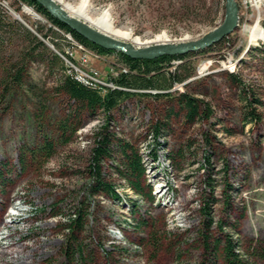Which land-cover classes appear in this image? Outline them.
<instances>
[{
	"label": "rangeland",
	"instance_id": "374dc122",
	"mask_svg": "<svg viewBox=\"0 0 264 264\" xmlns=\"http://www.w3.org/2000/svg\"><path fill=\"white\" fill-rule=\"evenodd\" d=\"M1 1L10 18L17 15L24 24L18 21L34 32L35 25H50L32 6L17 0ZM80 1L57 3L63 6ZM87 1L94 11L108 9L115 27L149 41L141 47L155 45L151 40L161 33L170 42L200 38L223 22L226 2ZM236 3L238 25L233 32L203 52L174 61L175 65L183 62L181 69L194 73L168 91L172 96L185 92L200 98L210 109L208 118L186 121L174 97L166 96H136L112 113L109 130L133 143L139 152L150 149L151 125L157 120L166 123L167 133L159 137L163 144L155 149L156 159L149 152L143 155L152 200L136 195L111 168L106 174L121 198L89 194L86 166L92 131L105 123L104 115L84 116L75 134L64 141L70 133L64 136L59 125L72 101L56 91V78L38 63H29L23 85L8 80L6 70L26 42L5 37L0 46V170L8 182L0 184V221L6 223L0 230V264H224L219 253L203 249L201 230L222 239L230 236L246 264H264V56L257 49L264 43V0ZM255 25L261 31L250 43L244 28ZM63 36L56 46L49 39L43 42L63 59L66 73L85 71L97 82L107 83L93 74V68L106 76L111 68L120 69L122 63L113 55L92 50L100 57L91 56L90 49L67 34ZM74 42L86 49V62L81 61L85 51L73 46ZM71 56L76 63H71L73 67L67 63ZM249 111L255 114L254 121H246ZM46 140L52 143V155L32 159L29 150L41 147ZM179 150L183 158L176 159L181 160L177 167L168 154ZM205 204L212 220L208 232L202 222ZM80 205L87 213L85 227L74 237L84 245L85 253L71 260L74 244L70 240L66 254L65 221L58 214ZM152 238L157 245L152 244Z\"/></svg>",
	"mask_w": 264,
	"mask_h": 264
},
{
	"label": "trees",
	"instance_id": "16d2710c",
	"mask_svg": "<svg viewBox=\"0 0 264 264\" xmlns=\"http://www.w3.org/2000/svg\"><path fill=\"white\" fill-rule=\"evenodd\" d=\"M18 3H25L32 6L39 14L44 16L48 22V26L37 27L35 25L34 30H31L24 26L16 19L10 18L8 13L4 10V6L0 3V46L3 45L5 37H17V39L26 42L22 50L19 51L17 59L12 62L6 72V77L13 84L18 86L23 85V80L28 72L29 63H38L45 66L49 74L56 78L55 89L59 93L67 97L69 101V111L65 114L64 119L60 123L59 127L62 130V134L65 136L67 132L70 136H65L64 141H68L70 137L75 134L77 129L81 126L84 119L83 117H95L101 112L104 115L105 123L99 128L92 131V148L90 150L86 172L89 178L86 189L89 190L91 196L102 195L111 200H119V196L115 184L108 178L106 174L110 169L125 180V186L129 187L136 195L145 197L152 200V186L146 182L145 179V165L143 162V155L149 152V156L156 159V147L163 143L159 140V137L164 133H167L164 129L166 123L163 121H156L150 127V134L148 135L152 143L149 151L139 152L133 143L118 137L114 132L109 130V122L112 120V113L117 110H121L122 105L128 99L139 96H149L158 98L166 96L169 99L174 97L176 103L185 112V120L193 122L197 119L208 118L210 116V109L208 105L200 98L189 95L185 92H180L176 96H172V93L168 91L172 88L173 84L181 83L190 77L194 72L193 70L181 69L183 62L175 65L174 61L184 60L195 53H188L184 55H168L164 54L152 59L131 58L121 52L106 49L94 44L70 30L69 27L61 23L58 19L53 18L50 14L34 0H17ZM264 27V21H263ZM64 34H67L73 38L77 43L82 46L94 50L101 55H113L117 58L123 66L127 68L126 72H119L117 76L110 77L113 82V88H91L78 80H76L71 74L66 73V67L63 59L58 53L52 52L49 47L43 42L44 39H49L51 43L56 46L60 40L64 38ZM43 38H40V36ZM264 36V30L262 28V39ZM63 41V40H62ZM221 42V41H220ZM216 42L214 45L219 44ZM209 49V48H208ZM259 52L264 56V43L261 48H257ZM63 53V50H58ZM203 50L199 52H203ZM174 67L173 69H170ZM114 68V67H113ZM233 81L237 85H240L239 80L231 73ZM101 90L105 91L101 93ZM147 90H155L153 93ZM168 117V116H167ZM170 117V116H169ZM247 122L254 121L256 119L255 114L252 111L247 112L245 117ZM53 146L49 141L33 150H29L32 159L38 155H44L45 159H48L52 155ZM144 153V154H143ZM183 151L179 150L175 153L168 154L169 161L175 163L177 167H180V161L176 159L183 158ZM21 165L24 166L25 160L21 158ZM110 161V163H107ZM209 159L206 162L209 163ZM1 169V168H0ZM10 173L11 171H7ZM7 176L0 170V184L6 185ZM133 206L136 203L131 202ZM85 206L73 207L67 212H61L65 223L63 229L67 236V244L65 253L68 254V246L70 240L73 241L74 247L71 249L70 259L82 258L85 253V247L78 239L74 237V233L84 230L85 220L87 213L84 210ZM205 215V230L211 226L212 220L210 218V210L208 204L202 208ZM132 212L135 214L136 210L133 208ZM56 215V214H55ZM143 224L144 221H142ZM4 221H0V230L2 226H5ZM225 225V224H223ZM219 231L222 230V224L218 225ZM200 239L202 247L205 251L213 249L217 254L222 256L224 264H246L243 257L237 251L238 244L230 236H211L205 233L203 230L200 232ZM69 239V241H68ZM223 240V241H222ZM152 244L157 245V240L152 238ZM212 253V252H211ZM78 256V257H77ZM219 256V255H218Z\"/></svg>",
	"mask_w": 264,
	"mask_h": 264
},
{
	"label": "water",
	"instance_id": "95a60500",
	"mask_svg": "<svg viewBox=\"0 0 264 264\" xmlns=\"http://www.w3.org/2000/svg\"><path fill=\"white\" fill-rule=\"evenodd\" d=\"M42 6L53 18L58 19L61 23L70 28V30L79 34L86 40L106 49L121 52L131 58L152 59L164 54L184 55L187 53L197 52L219 41L222 37L233 32L238 25V8L236 0H226L225 16L223 22L206 32L200 38L188 41H168L161 45H152L149 47H135L130 43L122 42L102 35L92 29L85 22L70 16L54 0H34ZM15 19L24 22L17 16ZM29 28V27H28ZM30 29V28H29Z\"/></svg>",
	"mask_w": 264,
	"mask_h": 264
},
{
	"label": "bare ground",
	"instance_id": "6f19581e",
	"mask_svg": "<svg viewBox=\"0 0 264 264\" xmlns=\"http://www.w3.org/2000/svg\"><path fill=\"white\" fill-rule=\"evenodd\" d=\"M56 3L59 2V0H54ZM61 6V5H60ZM62 8L65 10L66 13H68L70 16H73L75 19H79L80 21H84L87 25H89L92 29L97 31L98 33L105 35L107 37H110L112 39L120 40V41H126L130 42L135 47H141L144 44H147L149 41H142L139 37L134 36L130 30L123 29V28H117L113 25V22L110 17V12L108 9L97 12L90 7L87 0H81L78 4H69L65 3ZM26 13L31 14L29 9L25 10ZM244 31L249 33L250 43H253L258 38V34L261 31V27L259 29L258 25H255L254 27H245ZM152 42H155V45H161L165 44L167 41V36L165 33H161L159 35H156ZM149 47V46H147ZM71 67L73 65L69 63ZM96 77V76H95ZM77 80L83 82L85 85L83 79L78 78ZM91 81V82H90ZM89 82L91 84H87L91 88H108L109 82H103L99 81L94 78V76H89ZM113 87V86H112Z\"/></svg>",
	"mask_w": 264,
	"mask_h": 264
},
{
	"label": "built area",
	"instance_id": "2783aa9c",
	"mask_svg": "<svg viewBox=\"0 0 264 264\" xmlns=\"http://www.w3.org/2000/svg\"><path fill=\"white\" fill-rule=\"evenodd\" d=\"M2 5H3V1L0 2ZM48 23V22H47ZM77 49H79L80 51H82L84 53L83 54L84 56L81 57V61L82 62H86L87 61V58L88 57V53L86 51L85 48H82L80 45H78L76 42H74V45ZM91 56H94V57H100V56H97L95 53L92 52L91 50ZM73 56H71V61H67V63H73V64H76L73 60ZM127 71V68L123 65L120 66V69H118V71H114V68H111L108 75H103L101 72H99L98 70L94 69L93 68V74H96L97 77H102L104 78L105 80H107L109 82V88H111L112 86H114L113 82L110 80V77H115L118 75L119 72H126ZM71 75L73 77H76V78H81L83 80H85V83L86 84H91L89 82V74H85V71H80V72H71Z\"/></svg>",
	"mask_w": 264,
	"mask_h": 264
}]
</instances>
